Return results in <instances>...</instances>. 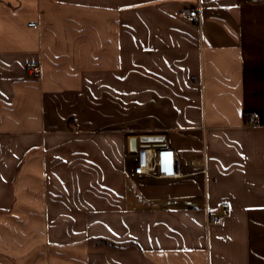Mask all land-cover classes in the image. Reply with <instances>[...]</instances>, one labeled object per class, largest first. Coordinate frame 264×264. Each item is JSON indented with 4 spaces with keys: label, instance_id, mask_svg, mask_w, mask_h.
I'll use <instances>...</instances> for the list:
<instances>
[{
    "label": "crops",
    "instance_id": "obj_1",
    "mask_svg": "<svg viewBox=\"0 0 264 264\" xmlns=\"http://www.w3.org/2000/svg\"><path fill=\"white\" fill-rule=\"evenodd\" d=\"M0 264H264V0H0Z\"/></svg>",
    "mask_w": 264,
    "mask_h": 264
},
{
    "label": "built area",
    "instance_id": "obj_2",
    "mask_svg": "<svg viewBox=\"0 0 264 264\" xmlns=\"http://www.w3.org/2000/svg\"><path fill=\"white\" fill-rule=\"evenodd\" d=\"M179 15L193 22L199 21L201 17L198 10H183L180 11ZM29 25L34 26L35 23H30ZM28 73L32 77L37 78L40 74V68L36 65L31 66L28 68ZM254 122L255 116L250 115L249 123L251 124ZM134 173L140 176H151L158 179H176L184 175L174 150L168 148L139 150ZM228 214L229 211L227 208L223 207L219 215L209 213L208 222L221 225L224 221V217Z\"/></svg>",
    "mask_w": 264,
    "mask_h": 264
},
{
    "label": "water",
    "instance_id": "obj_3",
    "mask_svg": "<svg viewBox=\"0 0 264 264\" xmlns=\"http://www.w3.org/2000/svg\"><path fill=\"white\" fill-rule=\"evenodd\" d=\"M150 140H152L151 137H141V138L139 139V141H140L141 143L149 142ZM136 144H137V139H136V138H131V139L129 140V150H130L131 152H135V151H136Z\"/></svg>",
    "mask_w": 264,
    "mask_h": 264
}]
</instances>
